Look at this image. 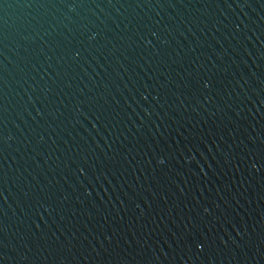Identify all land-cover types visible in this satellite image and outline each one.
Listing matches in <instances>:
<instances>
[{
	"label": "water",
	"instance_id": "95a60500",
	"mask_svg": "<svg viewBox=\"0 0 264 264\" xmlns=\"http://www.w3.org/2000/svg\"><path fill=\"white\" fill-rule=\"evenodd\" d=\"M0 264H264V0H0Z\"/></svg>",
	"mask_w": 264,
	"mask_h": 264
}]
</instances>
